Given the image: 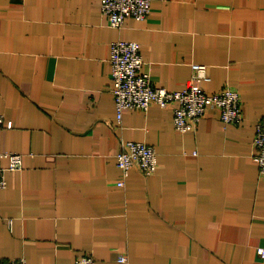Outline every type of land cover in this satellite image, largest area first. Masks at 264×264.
<instances>
[{
    "label": "crops",
    "instance_id": "crops-1",
    "mask_svg": "<svg viewBox=\"0 0 264 264\" xmlns=\"http://www.w3.org/2000/svg\"><path fill=\"white\" fill-rule=\"evenodd\" d=\"M136 42L154 86L186 88L206 66L208 93H239L243 120L208 109L195 131L173 108L117 120L110 45ZM0 152L20 154L0 189V263L264 264V175L253 160L264 118V0H152L113 28L101 0H0ZM144 142L157 169L124 186L122 141ZM7 159L0 166L7 167ZM121 258H125L122 262Z\"/></svg>",
    "mask_w": 264,
    "mask_h": 264
},
{
    "label": "built area",
    "instance_id": "built-area-1",
    "mask_svg": "<svg viewBox=\"0 0 264 264\" xmlns=\"http://www.w3.org/2000/svg\"><path fill=\"white\" fill-rule=\"evenodd\" d=\"M152 0H101L102 14L113 28L122 27L124 20L131 17L136 21L145 20L151 10ZM110 79L111 93L114 98L117 120L121 121L126 110L147 111L150 106L162 108L172 106L173 126L180 133L195 131L208 109L219 112L221 122L226 125H238L243 120L242 104L236 90L225 88L215 93H208L202 87L209 80L206 66L193 64L192 76L186 88L179 91H168L156 87L149 75L142 71L143 58L136 42L116 40L110 45ZM13 123L0 115V129H11ZM253 160L258 166L259 174L264 175V118L255 125L253 138ZM7 159V167L0 166V189L6 187L4 173L22 168L20 154L0 152V159ZM117 167L122 179L117 185L122 187L130 171L139 169L145 175L153 174L157 169L155 149L138 141H122L116 155ZM258 254L264 256V247L258 248ZM124 262L125 258H121ZM0 264H27L23 258L9 260ZM73 264H96L92 254H83L75 258Z\"/></svg>",
    "mask_w": 264,
    "mask_h": 264
}]
</instances>
